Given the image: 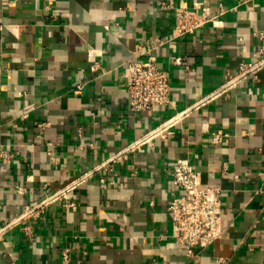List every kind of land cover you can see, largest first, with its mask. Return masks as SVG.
<instances>
[{
	"label": "crops",
	"instance_id": "obj_1",
	"mask_svg": "<svg viewBox=\"0 0 264 264\" xmlns=\"http://www.w3.org/2000/svg\"><path fill=\"white\" fill-rule=\"evenodd\" d=\"M167 1L211 20L174 36L159 0H0V264H264V0ZM146 51L172 104L131 113L124 70ZM178 158L222 196L193 258L167 211Z\"/></svg>",
	"mask_w": 264,
	"mask_h": 264
},
{
	"label": "built area",
	"instance_id": "obj_2",
	"mask_svg": "<svg viewBox=\"0 0 264 264\" xmlns=\"http://www.w3.org/2000/svg\"><path fill=\"white\" fill-rule=\"evenodd\" d=\"M250 0H238L245 3ZM163 9L172 11L175 22L172 28L174 36L191 34L194 30L203 27L211 20L207 8L199 9L197 5L189 8L186 5L171 6L167 0H159ZM261 35V33H260ZM167 41L166 37L151 39L149 46L154 48L160 42ZM139 53L133 54L125 66L124 76L126 79V96L128 110L131 113L146 112L150 114L156 107H164L172 104L170 100L169 72L161 69L154 56L146 51V58L139 59ZM260 59H264V47L260 51ZM174 63H181L179 58H174ZM257 65L241 63L238 75L251 73ZM248 71H250L248 73ZM82 85L74 87L73 93L80 94ZM179 113H176L178 116ZM172 119L160 122L151 135L167 133ZM264 122V117H263ZM163 134V133H162ZM228 133L214 132L210 136L213 144H219ZM264 148V147H263ZM121 155L113 157L119 159ZM8 155L0 150V159L6 160ZM111 159V160H113ZM225 170V165L223 166ZM170 183L172 188L179 192L171 198L167 205L170 215L172 237L182 247L189 258L195 255V249H205L221 237L223 226L221 222V191L219 188L201 187V179L197 170L185 158H178L171 162L169 169ZM100 181L103 179L100 178ZM62 260L66 264L69 259L67 249L62 251ZM216 264H226L227 261L217 258Z\"/></svg>",
	"mask_w": 264,
	"mask_h": 264
}]
</instances>
